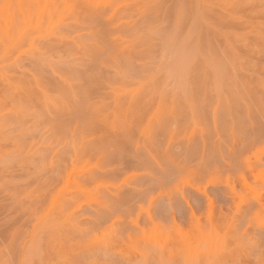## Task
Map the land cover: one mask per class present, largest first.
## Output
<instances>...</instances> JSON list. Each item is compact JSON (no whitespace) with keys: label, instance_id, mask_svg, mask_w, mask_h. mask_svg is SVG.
Returning <instances> with one entry per match:
<instances>
[{"label":"rangeland","instance_id":"obj_1","mask_svg":"<svg viewBox=\"0 0 264 264\" xmlns=\"http://www.w3.org/2000/svg\"><path fill=\"white\" fill-rule=\"evenodd\" d=\"M0 11V264H264V0Z\"/></svg>","mask_w":264,"mask_h":264},{"label":"bare ground","instance_id":"obj_2","mask_svg":"<svg viewBox=\"0 0 264 264\" xmlns=\"http://www.w3.org/2000/svg\"><path fill=\"white\" fill-rule=\"evenodd\" d=\"M8 4H10V3H8ZM6 7L8 8L9 7V5H6ZM2 8V7H1ZM3 8H5V7H3ZM1 12V11H0ZM2 13V12H1ZM39 16V15H38ZM3 29V28H2ZM4 30V29H3ZM11 30V29H10Z\"/></svg>","mask_w":264,"mask_h":264}]
</instances>
